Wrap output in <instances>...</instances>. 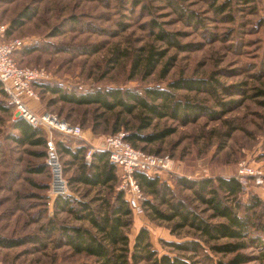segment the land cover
I'll return each instance as SVG.
<instances>
[{
    "label": "rangeland",
    "instance_id": "obj_1",
    "mask_svg": "<svg viewBox=\"0 0 264 264\" xmlns=\"http://www.w3.org/2000/svg\"><path fill=\"white\" fill-rule=\"evenodd\" d=\"M227 1L218 0L217 6ZM230 2L228 11L215 15L206 0H0V26L6 27L5 40L25 43L14 55L20 67L45 71L50 78L46 84L68 93L115 88L142 93L147 88H166L168 82L178 78L218 80L229 89V93L220 89V100L242 101L237 108L224 111L219 119L200 117L184 126L169 119L154 120L145 133L166 128L174 133L159 143L139 144V148L171 160L172 171L160 179L173 191L177 189L181 197L192 199L188 190L179 192L174 179H237L243 164L262 175L259 185L253 178H246L244 191L264 201V0ZM180 11L193 13L201 20V28L184 21ZM153 27L175 35L180 46L192 45L191 49L156 40L157 29ZM150 51L165 55L148 75L145 64ZM37 91V112L56 115L60 121L92 133L96 142L87 146L86 153L113 135L110 128L119 109L102 118L103 110L97 105H70L44 89ZM176 95L216 112L221 110L207 93L179 91ZM0 101L4 99L0 97ZM6 107V112L0 111V237L27 242L20 247L0 248V264L92 263V259L74 254L66 246L58 247L56 235L44 232L54 221L69 226L88 223L54 211L56 199L48 191L52 181L49 169L37 172L45 164V159L37 155L43 149L17 144L10 138L16 132L12 123L18 119ZM136 114H120L128 129L136 125ZM119 132L128 135L124 128ZM52 136L56 142H72V146L80 141L58 132ZM58 155L68 184L67 195L98 209L106 190L71 184L70 178L79 174L78 163L63 153ZM173 224L151 220L146 212L133 215L127 231L130 249L137 232L146 228L159 256H173L164 243H180L194 234L189 229L172 233ZM243 253L250 257L245 264L264 262L255 247Z\"/></svg>",
    "mask_w": 264,
    "mask_h": 264
},
{
    "label": "trees",
    "instance_id": "obj_2",
    "mask_svg": "<svg viewBox=\"0 0 264 264\" xmlns=\"http://www.w3.org/2000/svg\"><path fill=\"white\" fill-rule=\"evenodd\" d=\"M206 1L210 2L215 15H222L231 7L230 0L218 6V0ZM243 1L246 4L253 2V0ZM180 13L188 24L200 28L203 25L193 13H184V11ZM227 18L231 17L228 15ZM153 28L157 29L156 40L182 50L191 49L192 45L180 46L175 35L157 27ZM164 55L161 52H149L145 64V70L149 71L148 75ZM227 88L214 78L207 80L178 78L168 82L166 88H147L142 93L137 90L115 88L78 95L46 83L37 86L38 90L51 92L62 102L70 105H97L103 110L102 118L105 114L114 113L119 109L120 112L114 114L111 134L115 135L124 128L128 133L126 140L141 151L146 149L139 148V144L159 143L174 133L171 128L145 133L154 120L169 119L184 126L197 121L200 117L219 119L224 111L237 108L242 101L223 102L218 97L220 89L229 93ZM179 91L207 93L213 97L221 110L216 112L203 103L178 97L176 92ZM0 97L4 99V102L0 101V111L6 112L7 104L1 90ZM136 112L138 113L135 116L136 125L128 129L126 123L121 120L120 114L134 115ZM12 129L16 131L10 134L14 142L42 148L43 151L37 155L45 159L47 140L45 131L33 128L23 120L14 121ZM55 144L58 154L63 153L78 163L79 174L70 178L71 184L106 190V195L99 199L98 209L69 195L56 198L54 201L56 213H67L78 221L88 223V226H69L54 221V225L44 232L47 236L56 235L58 247L66 246L74 254L92 259L93 262L90 264H245L250 257L243 251L250 247L257 248L261 259H264V201L255 194H247L236 177L174 179V186L180 190L179 192L188 190L191 193L190 200L187 196H179L177 189L173 191L172 187L163 182L158 175L140 172L135 174L145 196L141 206L147 217L151 220L173 222L172 233L184 229L194 233L190 240L164 243L171 249L173 256H159L152 247L149 231L146 228H141L137 232L130 249L127 231L132 226L133 214L125 194L116 191L117 173L115 167L109 163L107 154L101 151L94 152L90 164L87 165L85 163L87 148L80 142L73 146L72 142L66 144L55 141ZM45 169L48 168L44 164L37 169V172L43 173ZM188 200L196 204L192 206ZM160 207H166L167 210L163 211ZM26 242L23 239L0 237V248L20 247ZM216 256L220 257L216 259L214 258Z\"/></svg>",
    "mask_w": 264,
    "mask_h": 264
},
{
    "label": "built area",
    "instance_id": "obj_3",
    "mask_svg": "<svg viewBox=\"0 0 264 264\" xmlns=\"http://www.w3.org/2000/svg\"><path fill=\"white\" fill-rule=\"evenodd\" d=\"M6 27L0 26V90L8 107L12 109L18 120H23L33 128L47 132L45 165L51 174L49 186L50 197L56 199L68 194V184L62 176V165L56 149L53 132H58L64 137H74L84 140L83 130L79 126L70 125L60 121L56 115L32 109L31 104L40 100L37 86L49 81V75L43 70L20 67L14 59V54L25 43L22 40H5ZM125 132H119L105 138L100 146L88 149L85 155V163L91 162L92 154L96 151L105 152L108 161L117 173L118 184L116 190L125 194L129 208L133 215L142 216L144 210L141 202L145 197L139 186L135 174L161 176L171 172V160L167 156L147 154L134 148L127 140ZM89 146L86 144V148ZM237 180L242 185L246 178H253L256 184H262L260 172L240 165Z\"/></svg>",
    "mask_w": 264,
    "mask_h": 264
},
{
    "label": "crops",
    "instance_id": "obj_4",
    "mask_svg": "<svg viewBox=\"0 0 264 264\" xmlns=\"http://www.w3.org/2000/svg\"><path fill=\"white\" fill-rule=\"evenodd\" d=\"M31 107H32V109H34L36 111L38 109L37 108L38 106H37L36 103H32ZM83 138H84V140L79 141L81 143V145H83V146H86V144L91 145L92 143L96 142L95 139L93 138L92 133L90 131H84L83 132Z\"/></svg>",
    "mask_w": 264,
    "mask_h": 264
}]
</instances>
